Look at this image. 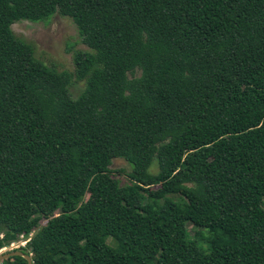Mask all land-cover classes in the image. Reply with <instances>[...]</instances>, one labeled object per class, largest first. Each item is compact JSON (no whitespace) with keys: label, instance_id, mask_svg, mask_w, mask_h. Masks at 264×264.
Segmentation results:
<instances>
[{"label":"trees","instance_id":"1","mask_svg":"<svg viewBox=\"0 0 264 264\" xmlns=\"http://www.w3.org/2000/svg\"><path fill=\"white\" fill-rule=\"evenodd\" d=\"M53 15L70 72L12 32ZM21 236L32 264H264V0H0V251Z\"/></svg>","mask_w":264,"mask_h":264},{"label":"rangeland","instance_id":"2","mask_svg":"<svg viewBox=\"0 0 264 264\" xmlns=\"http://www.w3.org/2000/svg\"><path fill=\"white\" fill-rule=\"evenodd\" d=\"M12 32L16 39L33 49L37 60L42 62L47 68L57 72L73 71V56L75 52L88 51L87 47L82 44L73 22L59 15H53L45 20L36 22L22 21L15 23L12 25ZM83 89V83L74 82L70 87V93L73 98H77ZM109 169L112 177L120 183V186L129 184L128 175L131 169L125 161L115 159ZM152 171L156 172V168L153 167ZM158 186L157 184L154 187L158 188ZM169 198L175 202L179 201V197L176 195H171ZM44 224L45 222L42 221L39 228L44 226ZM188 230L191 236L197 231L191 226L188 227ZM20 243H24V239H19L15 245H20ZM16 250V248L10 249V246H8L0 251V255Z\"/></svg>","mask_w":264,"mask_h":264},{"label":"water","instance_id":"3","mask_svg":"<svg viewBox=\"0 0 264 264\" xmlns=\"http://www.w3.org/2000/svg\"><path fill=\"white\" fill-rule=\"evenodd\" d=\"M15 256L22 257L23 259H25L27 261V264H32L31 257L29 255H26L22 251H19V250L1 254L0 255V263L6 259H9V258L15 257Z\"/></svg>","mask_w":264,"mask_h":264},{"label":"built area","instance_id":"4","mask_svg":"<svg viewBox=\"0 0 264 264\" xmlns=\"http://www.w3.org/2000/svg\"><path fill=\"white\" fill-rule=\"evenodd\" d=\"M20 239H24L23 236H21ZM28 241H29V239H24V243H20V245H17V246L15 245V243H12V244L9 245V246H10V249H12V248L19 249V248H21V247H24L25 244H26Z\"/></svg>","mask_w":264,"mask_h":264}]
</instances>
